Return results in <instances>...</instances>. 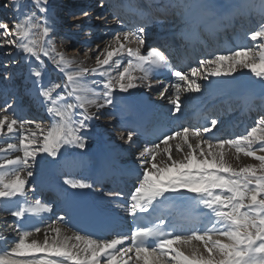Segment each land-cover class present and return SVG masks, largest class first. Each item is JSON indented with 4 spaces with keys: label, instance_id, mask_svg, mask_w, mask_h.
Instances as JSON below:
<instances>
[{
    "label": "snow or ice",
    "instance_id": "6c2138e0",
    "mask_svg": "<svg viewBox=\"0 0 264 264\" xmlns=\"http://www.w3.org/2000/svg\"><path fill=\"white\" fill-rule=\"evenodd\" d=\"M32 3L36 11L26 13L21 22L11 26L0 22V48L7 49V56H13L12 49H16L25 54L26 63L34 60L39 65L31 66L30 74L51 122L22 118L14 97L0 104V136H15L18 141L0 147V153H22L0 161V203L16 218L8 226L16 241L0 256V264H264V154H258L264 153V114L246 134L234 138L213 133L219 118H211L207 126L150 133L155 142L140 148L134 167L128 170L136 178L134 187L127 194L107 193L115 208L130 219V228L117 218L104 226V232H85L75 223L80 210L77 197L95 187V182L84 178L64 176L50 203L27 199L30 193L43 194L35 175L41 161L51 158L55 162L77 149L83 152L101 110L110 107V120L114 119L119 115L117 105L141 89L166 100L173 114L181 112L182 94H202L213 77L235 80V74L248 70L264 89V43L259 52L240 46L200 59L185 71L171 63L172 50L159 43L146 45L147 23H130L114 0H99L100 8L111 10L112 24L118 30L103 46L83 50L85 58H95V65L86 67L83 61L57 51L48 39L55 29L47 0ZM167 6L181 10L178 14L193 33L205 23L196 10L209 7L204 0H169ZM256 7L260 19L256 30L248 32L252 41L264 40V0ZM82 17L91 20L88 11ZM97 19L108 23L107 16ZM45 60L62 74L61 82L42 85ZM15 63L6 61L4 66ZM163 70L174 80L171 87L154 79ZM143 134L139 125H133L119 139L134 143L133 137ZM241 153L259 163L233 166L232 156L239 160ZM65 163L70 161L65 159ZM195 209L206 211L196 214ZM37 212L51 214L48 222L26 230V215ZM5 221L0 218V223ZM62 225L78 230L68 235ZM33 233L39 236L29 240ZM182 246H188V254Z\"/></svg>",
    "mask_w": 264,
    "mask_h": 264
},
{
    "label": "bare ground",
    "instance_id": "6f19581e",
    "mask_svg": "<svg viewBox=\"0 0 264 264\" xmlns=\"http://www.w3.org/2000/svg\"><path fill=\"white\" fill-rule=\"evenodd\" d=\"M58 1L59 0H47L48 7H49V17L52 19L51 23L54 25L55 30L57 29L56 27H57L58 22L56 23V21L54 20L55 16H54L53 9L58 5ZM244 2L245 0H206L205 3H207L209 7L196 10V14L205 20V23L201 24L198 28L201 30H203L204 28L209 29L210 33L208 34V36L210 37V41L212 40L218 46H221L220 41L221 43H224L222 44V46H225V49L223 50V52L224 51L227 52L228 50H235V48L240 47V46H246V43L244 41L236 37L235 31L233 30V24L237 22L239 17H241L242 19V22H243L242 26L245 28L246 32L251 31V29H253L255 26L256 22L253 23L249 21V15L247 13H240L239 8L240 6L244 4ZM138 5H139L138 3L134 4L132 2H128L127 0H122L120 9H121V12L125 14L124 9L127 6V7H131L132 11L142 14V12H140L141 7L139 8ZM163 10H166V9H163ZM174 10H175L174 8H171V12H173ZM79 24L82 25V23H79ZM99 25L102 27H105L104 23L102 22H99V23L93 22L92 24L89 23V25L83 24L82 27L80 28H77V27L73 28V30L69 33V35L76 37V38H81L80 43L83 46V50L85 48H88V46H91L92 48V47H95V45H97L98 43L93 42V39L87 36L86 31L87 29H91L92 32H95L96 27ZM147 25L149 24L147 23ZM109 29H110L109 30L110 34L107 32V34L104 37L108 40L110 39V36L112 35L111 33H114L116 30H118L116 26L113 24L109 27ZM195 33L196 31L194 33L192 31L190 32L191 35H194ZM198 33L200 34L201 37L204 36V33H202V31ZM153 36H159V37L161 36L164 38L165 41H169L168 38L171 37L172 34L169 33V31L166 29L159 28V27L151 28L148 26V34H147L146 40L150 37L153 38ZM221 37H223V39L226 38V40H221ZM71 44H73L71 40L64 41V46L66 47H69ZM159 44L165 46L167 43L161 42ZM57 49L58 51L64 52V54L69 59H73L75 57L77 62L83 61V66L91 67L95 65L94 56H90L89 58H85V57L79 58L76 55H71V54L66 53L65 51L66 48L63 46L62 47L59 46ZM5 51L7 50L6 49L0 50V63L1 61H4L3 59L5 58L8 59V61L16 60L18 58V60L20 59L21 61L26 62L25 54H23L22 52H17L15 49L13 56H7L4 54ZM21 63L22 62L10 64V67L9 66L5 67L4 64H0V70H1L0 103L2 104V102L5 101V99L11 97L12 95L15 96L17 112L26 111V109H28V107L31 106V104L36 105L37 103L39 104V107H41V109L45 112V117H43L42 115L40 116V118L44 120L46 119V116L48 114L46 113L44 106L41 104L39 100L38 89L34 82V77L30 74V71L29 72L27 71L26 73H24L22 75V78L18 81L19 85H21L24 88L23 91H19V93H16V89H14L16 83L14 84V87H9V85H7L5 82L2 81V79H4L6 76V74L4 73H6L8 70L12 73L13 75L12 78H14L15 74L18 72L20 68ZM174 67L176 66L174 65ZM184 67L185 69H187L190 66L185 65ZM184 67H181V68L184 70ZM59 74L62 77L61 79L62 81L63 76L61 73ZM235 75H236V78L230 84L231 85L230 88H228L229 84H228V87H226L227 85L225 84L222 85L220 83L219 78H214V77L210 78L212 80V83L204 89L205 93L204 92H202V94L196 93L194 97V102L191 103V104H194V103L201 104L202 107H207V105L211 104L210 102L217 103L219 100H222L223 102L222 107H223L224 105L227 104L226 103L227 101L230 102L229 103L230 105L226 108L225 113H223L226 116V119L220 120V123L217 125V128L213 129V133H215L216 135L220 134L221 129L223 130L225 129L228 132V135L231 134L232 131L238 134L239 131L233 129V127H231V124L238 123V121H240L239 119L242 117L243 114H241L239 111L232 113V111L234 110L232 106H234V104L237 105L238 101L245 102L246 99L248 98H254L255 100L261 102L262 101L261 97L264 96V89L261 88L257 79L254 78L251 75V73L248 72V70H242V74H235ZM154 79L162 81L164 84L171 87L172 83L168 84L162 78L154 77ZM51 83H55V82L50 81L48 82V84L43 85L42 83V85L44 87H48L50 86ZM152 94H156V93L154 92L147 93L145 92V90L141 89L139 92H135L133 96L126 97L124 100H122L117 105L115 109V113H119V115H115L114 119H111V120H110L109 114L113 113V110L110 107L101 110L102 114L100 115L99 119L93 122L92 129L88 133V136L90 137V139L88 140L87 148L83 152L77 149L73 153H71L69 157H67V160L70 161L69 165H73L74 163L77 164V166L74 169L75 178H77L79 174L83 176H86L89 174L90 176H89V179L87 180L89 181L93 180L92 182H95V183L100 182L102 179L107 180L108 178L110 179L112 178L109 175L106 176L102 169H98L94 167L92 154L95 153L96 151L103 153L105 156V159H106V156L111 158L115 166L117 165V163H121L122 166H124L127 169H131L132 167H134V163H133L134 161L129 160L128 158H130L129 154L131 155L133 154L135 156V154L138 151L134 150V147H133L130 153L117 152V150L122 151L124 149L123 144L117 142V139H119V134H117L116 137H113V136H110L107 131L108 129L113 130L114 128H116L117 125H119V122L121 121L122 116L127 115L126 109H127L129 100L131 98H133L134 100H136L137 102L141 103L144 106V108L149 113V115L151 116L154 122L164 121V120L171 121V117H173L174 115L171 111V106L167 103L166 100L159 99L158 97L155 100L152 99L151 98ZM262 103L264 105V101H262ZM36 108H38V106ZM90 110L95 111V108L92 107ZM178 113L182 114L183 110L181 109V112H178ZM17 114L21 116V113H17ZM176 117L177 115L175 116V118ZM184 121H185L184 127H192L196 124L195 123L196 121H194L193 117L185 118ZM102 123H104L105 125H103ZM240 132L241 134H244L245 130L242 129ZM97 137L100 138L101 141L97 140ZM15 142H18L15 136H13L11 139L0 136V147H6L7 143H15ZM147 143H151V142L147 141ZM126 147H128V145ZM139 148L137 149L139 150ZM232 152L234 153V150H232ZM18 154L22 155V153H18L15 151L11 153H7V152L0 153V161H2V159L6 156L9 158H14L15 155H18ZM258 154H264V153H258ZM81 155L85 156V160H83ZM72 157H74L75 159L73 160ZM64 158L65 157H58L56 159L55 169H58L62 165V160ZM50 161L53 162L51 158L50 159L48 158L40 162L38 166L39 168L36 169V173H35L36 177L39 175L41 171L40 167L45 166V164H48ZM230 162L233 164V166H236V167L245 166L248 163H259L258 161H255L254 158L252 157H245L242 153L240 154L239 160L235 159V156L233 155ZM82 163L83 165H81ZM60 171H63V169H60ZM122 178H125L126 186L134 187V183L136 179L134 176H131L129 174H124ZM106 187H107V190H106ZM106 187L102 189L101 187L100 188L96 187L93 190L96 191L97 196L100 197L102 206L109 212H113V214H115V211H118V210L115 208L114 203L111 202L107 194H102L104 191L112 190L113 185H108ZM28 202L31 203L29 200ZM21 203H23V201H21ZM0 211H4L2 203H0ZM119 213L125 217L124 213H121V212ZM28 215H29V221L27 223L25 222L26 230H31L32 226L34 225H39L43 227V222H48V217L51 214L37 212L35 214H28ZM0 218H6V221L4 223H0V256H2L4 255V251L6 249H10L11 246H14V243L16 241L15 235L11 233L8 227L9 225H12L14 223L16 218L11 216L9 213H7L6 217L0 216ZM52 218L54 219V217ZM61 227H62V231L65 234L70 235L73 232V229L70 227V225H62ZM37 236H39V234L33 233V235L29 237V240L32 238H36ZM181 250L185 251L186 254H188V252L190 251L188 246H182Z\"/></svg>",
    "mask_w": 264,
    "mask_h": 264
},
{
    "label": "rangeland",
    "instance_id": "374dc122",
    "mask_svg": "<svg viewBox=\"0 0 264 264\" xmlns=\"http://www.w3.org/2000/svg\"><path fill=\"white\" fill-rule=\"evenodd\" d=\"M93 0H59L58 1V5L54 8V15L56 16V20L54 18V20L56 21V23L58 22V31H55L53 33L50 34V37H48V39H50L52 41V43L55 45L56 49L60 46V47H65L66 48V53L68 54H71V55H76V52L77 50H81L80 52V55L78 56L79 58H83L84 55H83V46L80 45L81 43H79L80 39L79 38H73V36L69 35V33L73 30V28L76 27V24L77 23H83L85 21H87V18H83L82 17V13L84 11H88L90 13V16H91V20H95L97 19L98 16H105L106 14V10L104 9L103 12L102 10L100 9V7L96 4V3H93L92 2ZM141 2H144L143 0H140ZM149 1V0H148ZM206 0H204L205 2ZM130 2V1H129ZM158 2L161 3V1L158 0ZM162 2L166 3V4H169V0H162ZM184 2L186 3H197L199 2V0H184ZM249 2L252 4L251 5V8H252V11H250L249 7L246 5V7H242L240 6V13H244L246 12L247 14H251V16H249V20H253L255 23V26L257 25V22L259 21L260 19V15H259V9L258 7H256L258 4H259V0H249ZM88 3L89 6H87L86 8H84ZM92 3V4H91ZM245 3V2H244ZM5 4H8L9 7H5L4 5ZM135 4V3H134ZM139 4V3H138ZM242 7V8H241ZM15 8V10H14ZM36 11V8H35V5L32 3V0H16V4L15 6L12 5V0H0V22H3V21H7L9 23V25L11 26L13 23L15 22H21L24 17H25V14L28 13V12H34ZM98 11V12H97ZM175 11V10H174ZM173 11V12H174ZM178 11L181 13V10L178 9ZM37 15H39L37 13ZM182 16V15H181ZM50 20L52 21V19L50 18ZM54 21V22H55ZM96 22V21H95ZM98 23L99 22H102L104 23L103 21H97ZM91 24V23H90ZM85 25H89L88 24H85ZM112 25V24H111ZM111 25H107L108 26V30L107 31H104L106 30L105 27H102V26H97L96 27V31L95 32H92V30L90 29V31L87 29V36H91L90 38H92L94 41L93 42H97L98 44H100L101 46H103L105 43H107L109 40H111V37L113 36L114 33H111L112 35L110 36V39H106L104 38L105 35L109 32V27ZM182 25L184 26L183 28L186 29L187 26H185V22H182ZM106 26V25H105ZM162 26L164 27L163 23L160 24L159 26H149L151 28H155V27H159V28H162ZM165 27H168L170 28L169 26H165ZM235 27V30L236 31H239L240 32V36L244 38V40L246 41L247 43V47L249 48H252L254 51L256 52H259L260 48H259V45L261 43H264V40H260L258 39L257 41H252L249 36H245L244 35V32L241 30V26L238 24H235L234 25ZM234 27H233V30H234ZM164 29V28H163ZM172 30H176L177 27H174V28H171ZM171 29H169V31H172ZM243 29L245 30V28L243 27ZM253 30V29H251ZM254 30H256L254 28ZM89 31V32H88ZM192 31V30H191ZM204 31H208L207 33H210V30L209 29H203L202 30V33H204ZM94 33V34H92ZM205 34V33H204ZM245 34L248 35V32L245 31ZM103 35V36H102ZM32 38H35V37H32ZM239 38V37H238ZM153 38H148L146 40V45H149V42L150 40H152ZM66 40H71L73 42V44H71L69 47H66L64 46V41ZM242 40V39H241ZM242 40V41H244ZM212 41V40H211ZM244 41V42H245ZM212 43L214 45H217L216 43H214L212 41ZM220 44H224V43H221L220 41ZM66 45V44H65ZM88 48H91L88 46ZM1 49H4V48H0ZM7 50V49H6ZM13 52H15V49H12ZM58 51V49H57ZM218 54H226V51L223 52L222 51H219ZM8 61V60H6ZM17 62H22V66L20 68V71H22L20 74L18 73L17 75H22L24 74L25 72L28 71L29 67H28V64H25L26 62H23L21 61L20 59L17 61ZM5 61H1L0 64H4ZM34 63V66L35 67H39V65L36 64V62L33 60ZM5 65V64H4ZM10 67V65H9ZM27 70V71H26ZM53 71L56 72V70L53 68L52 64H50L47 60H45V68H44V72H43V77L48 73L49 75H52L53 74ZM8 72V71H7ZM6 72V73H7ZM4 73V74H6ZM11 73V72H10ZM10 73L8 72L6 75H10ZM0 75H1V70H0ZM3 75V74H2ZM16 75V76H17ZM60 75V74H59ZM16 76L14 78L12 73H11V77H9L8 79H2L3 82H7L9 83V87H14V84L16 83L14 89L17 88V86H21L19 85ZM42 77V78H43ZM12 79V80H11ZM14 79V80H13ZM220 80V83L223 85H227L226 87H228V84H229V87H231V83L233 80L231 79H219ZM6 83V84H7ZM202 83H205V82H202ZM8 85V84H7ZM23 88V87H22ZM19 90H22L21 87L18 88ZM24 89V88H23ZM205 88H202V92L205 93ZM17 90V89H16ZM192 94V101L195 97V94L196 93H191ZM190 93H184L182 94L181 96V100L183 101V104H188L187 102L190 101ZM206 96V95H205ZM15 98V96H14ZM193 103V102H192ZM193 106V105H192ZM184 106L182 105V110H183V113L186 112V110H184ZM37 109V108H36ZM27 110V109H26ZM34 108L33 107H28V112L30 111V114L28 112H26V118L25 119H31L29 118L30 115L32 114H37L36 112H34ZM190 111V110H189ZM188 113V111H187ZM39 122H42L40 119H35ZM44 121V120H43ZM196 123V122H195ZM112 130L110 129L108 132L110 133ZM116 133H119V131L115 130ZM112 134V132L110 133ZM115 135V134H114ZM117 135V134H116ZM119 140V139H118ZM120 142H124V140H121L120 139ZM140 149V148H139ZM50 159V158H49ZM39 168V167H38ZM27 187V186H26ZM31 195V194H30ZM29 196V195H28ZM4 211H0V215L1 216H4L6 217L7 216V213L4 212Z\"/></svg>",
    "mask_w": 264,
    "mask_h": 264
}]
</instances>
